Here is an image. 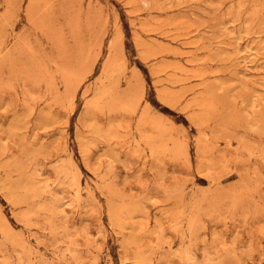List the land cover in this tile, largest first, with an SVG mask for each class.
<instances>
[{"label": "rangeland", "instance_id": "obj_1", "mask_svg": "<svg viewBox=\"0 0 264 264\" xmlns=\"http://www.w3.org/2000/svg\"><path fill=\"white\" fill-rule=\"evenodd\" d=\"M0 264H264V0H0Z\"/></svg>", "mask_w": 264, "mask_h": 264}, {"label": "bare ground", "instance_id": "obj_2", "mask_svg": "<svg viewBox=\"0 0 264 264\" xmlns=\"http://www.w3.org/2000/svg\"><path fill=\"white\" fill-rule=\"evenodd\" d=\"M16 186V185H15Z\"/></svg>", "mask_w": 264, "mask_h": 264}]
</instances>
